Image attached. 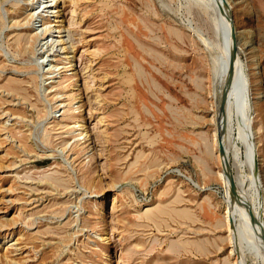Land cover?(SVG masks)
<instances>
[{
    "label": "rangeland",
    "instance_id": "rangeland-1",
    "mask_svg": "<svg viewBox=\"0 0 264 264\" xmlns=\"http://www.w3.org/2000/svg\"><path fill=\"white\" fill-rule=\"evenodd\" d=\"M59 1L0 0V264H264V0Z\"/></svg>",
    "mask_w": 264,
    "mask_h": 264
},
{
    "label": "bare ground",
    "instance_id": "bare-ground-1",
    "mask_svg": "<svg viewBox=\"0 0 264 264\" xmlns=\"http://www.w3.org/2000/svg\"><path fill=\"white\" fill-rule=\"evenodd\" d=\"M56 1L58 2L59 0H50V5H48V7L46 6V9H47V11L46 12H56V15L54 16V23H55V21H57V20H55V18L57 17V16H60L58 13H57V10H55V8H56V6H57V3H56ZM62 1V0H61ZM65 1V0H64ZM67 2H69L70 4H74L75 2H74V0H67ZM59 3H60V1H59ZM63 5V4H62ZM75 7V6H74ZM75 9V8H74ZM77 9V8H76ZM50 10H54V11H50ZM71 11H73V6H72V10ZM74 12V11H73ZM72 12V13H73ZM75 13V12H74ZM73 15V14H72ZM76 17H77V15H76ZM73 18V17H72ZM81 19H82V17H81ZM44 21V20H43ZM58 21H61V20H58ZM63 22V21H62ZM79 22H80V19H79ZM58 23V22H57ZM78 23V22H77ZM59 25H58V27H53L54 25H49V23L47 24V23H45V26H44V29H49V28H54L55 29V31L57 32V33H60L61 32V29H64L62 26H60V23H58ZM231 24V23H230ZM230 24L228 25V39H231V36H233V33L230 31ZM25 23H18V26H19V29L17 30V33H15L14 35H13V40H14V42H16V43H18V44H22L23 43V45H28L32 40H34V39H37L38 38V36L36 35V34H32L28 29V27L26 28L25 26ZM56 26V25H55ZM224 30H225V28H224ZM49 32V31H48ZM51 33V32H50ZM54 41V40H53ZM55 42H57L59 45H60V50L59 51H61V52H65V47H64V43H63V40L61 39V36L60 37H58V40H56V41H54L53 43H55ZM235 43H234V40H231V43H230V46H229V49H228V60H229V80H228V83L230 84L232 81H233V79H234V76H235V64H236V62H237V58H238V48H236V46L234 45ZM74 47V46H73ZM25 48V47H24ZM72 48V47H71ZM66 53V52H65ZM68 53V52H67ZM72 53V52H71ZM65 59H67V57H66V55H65V57H64ZM64 60V59H63ZM66 63H68V60L66 61ZM71 63V62H70ZM92 78V77H91ZM236 79V78H235ZM91 80H93L94 81V78H92ZM93 81H91V83L93 82ZM91 83H90V85H91ZM89 85V86H90ZM87 86V85H86ZM88 88V87H87ZM91 89V88H90ZM237 93V92H236ZM99 123V122H98ZM79 124V123H78ZM77 124V125H78ZM243 124V123H242ZM244 126V125H243ZM247 126H249V124L247 125ZM77 127H79L80 129H81V131H80V135L82 134V133H84V135L85 136H87V133H85L86 131H85V129H83V126H77ZM246 127V126H245ZM246 130V129H245ZM246 132H248V131H246ZM247 134V133H246ZM249 134V133H248ZM247 134V135H248ZM83 135V134H82ZM245 136V135H244ZM247 137V136H246ZM221 143V146H222V142H220ZM250 143V142H249ZM248 143V144H249ZM246 145H247V143H246ZM253 145V144H252ZM251 145V146H252ZM246 147V146H245ZM248 148V147H247ZM250 149V148H249ZM222 150H223V147H222ZM246 150V149H245ZM248 150V149H247ZM220 152V151H219ZM253 155V154H252ZM254 162V161H253ZM251 164H252V162H251ZM254 164V163H253ZM251 166V165H250ZM105 168V167H104ZM102 170V169H101ZM104 170V169H103ZM45 177V176H44ZM99 177V176H98ZM49 178V177H48ZM51 180H52V178H51ZM53 181H55L54 179H53ZM91 187H93V186H91ZM233 184L231 183V192H233ZM152 208H154V207H152ZM151 207H147L145 210H144V212L143 213H149V211L152 209ZM232 253V252H231ZM240 264V263H239Z\"/></svg>",
    "mask_w": 264,
    "mask_h": 264
},
{
    "label": "water",
    "instance_id": "water-1",
    "mask_svg": "<svg viewBox=\"0 0 264 264\" xmlns=\"http://www.w3.org/2000/svg\"><path fill=\"white\" fill-rule=\"evenodd\" d=\"M219 139V138H218ZM218 147H219V151L221 152L222 151V146H221V143L220 141L218 140Z\"/></svg>",
    "mask_w": 264,
    "mask_h": 264
}]
</instances>
